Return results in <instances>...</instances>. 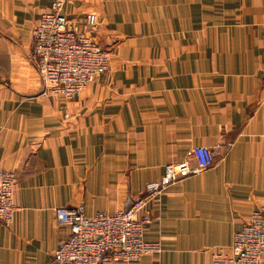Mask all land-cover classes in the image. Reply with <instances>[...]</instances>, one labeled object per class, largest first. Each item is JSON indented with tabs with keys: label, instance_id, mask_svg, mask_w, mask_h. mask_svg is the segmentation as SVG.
Here are the masks:
<instances>
[{
	"label": "crops",
	"instance_id": "0c3cea01",
	"mask_svg": "<svg viewBox=\"0 0 264 264\" xmlns=\"http://www.w3.org/2000/svg\"><path fill=\"white\" fill-rule=\"evenodd\" d=\"M51 0H0V168L16 210L0 222V264H54L68 226L137 197L194 145L208 167L168 183L144 211L159 250L110 264H210L264 207V0H65L94 11L108 68L77 95L42 88L31 29Z\"/></svg>",
	"mask_w": 264,
	"mask_h": 264
},
{
	"label": "built area",
	"instance_id": "2783aa9c",
	"mask_svg": "<svg viewBox=\"0 0 264 264\" xmlns=\"http://www.w3.org/2000/svg\"><path fill=\"white\" fill-rule=\"evenodd\" d=\"M65 0H51L31 29L30 52L43 90L50 95L71 98L108 68L109 49L95 37L94 11L71 19L62 10ZM212 152L207 145H194L189 156L164 163L162 174L146 182L137 197L115 211L97 210L90 215L77 208H54L58 221L68 233L52 251L54 264H110L131 262L143 254L159 250L156 240L143 238L150 216L144 211L147 201L168 183L197 174L210 165ZM17 175L0 168V222L7 225L16 210L13 191ZM232 252L214 250L210 264H264V207L255 208L247 220L231 234Z\"/></svg>",
	"mask_w": 264,
	"mask_h": 264
}]
</instances>
